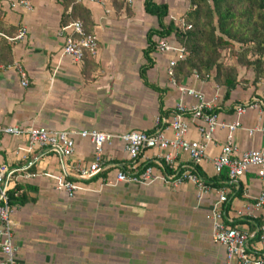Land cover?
<instances>
[{
  "label": "crops",
  "instance_id": "1",
  "mask_svg": "<svg viewBox=\"0 0 264 264\" xmlns=\"http://www.w3.org/2000/svg\"><path fill=\"white\" fill-rule=\"evenodd\" d=\"M29 1L32 10L12 9L7 4L1 7L5 24L13 28L9 37L21 27L27 28L23 40H7L9 47L0 44V67L18 61L30 81L24 87L16 70L0 68V161L15 170L9 186L20 184L19 193L28 199L12 207L18 262L226 264V248L212 240L216 190L199 201L191 182L108 184L117 170L132 166L123 143L116 140L104 146L105 164L95 177L72 178L82 189L69 197L55 188L54 175L62 172L58 154L39 148L29 151L25 132L15 135L2 129L17 127L24 131L43 126L72 132L76 150L68 163L71 167L79 163L89 166L94 161V145L76 132H153L158 128L157 120L164 119L167 135L173 136L169 123L182 98L178 85H184L203 91L209 101L219 94L214 109L221 122L236 118L237 105L261 99L262 109H248L242 117L243 128L234 137L239 152L260 149L264 146V134L259 130L264 129V79L237 85L227 99L225 87L212 79H198L195 74L174 84L168 74L173 52L154 49L151 60L146 58L147 32L158 28V19L145 11L144 0H124L122 5L118 0L119 9L113 0H75L66 9L59 0ZM156 1L169 5V18L175 22L187 4L186 0ZM83 9L90 13L92 23L88 27L98 40V53H88L76 62L63 55L62 28L74 20L82 21ZM168 40L180 45L174 36ZM144 66L147 69L142 72ZM183 100L187 105L195 103L190 96ZM186 117L190 122L188 137L200 140L199 121L193 120L191 113ZM248 129L256 130L249 134ZM226 136V129H217L198 167L200 175L211 184L216 176L212 159L221 152ZM161 153L159 149H148L140 165H155ZM189 162L185 154L177 158L179 166ZM213 186L226 190L225 214L230 224L249 234V251L261 253L258 229L264 226V205L253 207L264 190V180L257 169L234 182L227 180ZM249 208L253 210L246 213Z\"/></svg>",
  "mask_w": 264,
  "mask_h": 264
},
{
  "label": "built area",
  "instance_id": "2",
  "mask_svg": "<svg viewBox=\"0 0 264 264\" xmlns=\"http://www.w3.org/2000/svg\"><path fill=\"white\" fill-rule=\"evenodd\" d=\"M82 2L84 0H76ZM7 4L12 9L24 8L32 10L33 5L29 0H0V5ZM64 34L63 55L76 62L83 60L86 54L97 55L98 40L93 34L86 32L83 22L74 20L62 28ZM27 28L21 27L14 37H8L11 42H18L26 37ZM155 50L159 53L175 54L169 61L168 74L174 84H177L174 75V67L178 61L185 59L186 49L182 45H174L168 39L156 38ZM4 70L14 69L21 78V84L27 87L30 83L23 66L15 61L1 66ZM196 75V74H195ZM181 100L176 106V111L169 123L173 130V136L166 133L164 119L157 120V126L153 132L132 130L122 134H110L97 130H81L76 132L80 137L89 139L94 145V161L89 166L77 164L71 167L69 159L75 154L76 143L74 133L64 130H53L43 126H31L24 131L17 127L3 128L5 133L28 136V150L35 148L53 151L58 154L62 163V172L54 175L55 188L65 192L69 197L82 189L72 178L80 180L95 177L104 166L103 149L108 143L116 140L123 143L132 163L131 169L120 168L116 171L113 182L116 185L126 182L131 184L150 185L160 180L174 185L191 182L197 188V199L202 201L210 197L213 190L217 191V199L212 207V240L226 248V264H264V226L259 227V241L263 250L259 254L249 251V234L239 227L230 226V221L225 214V204L228 201L224 188H214L199 173L198 166L206 156L208 145L214 140L218 128L227 130L226 141L221 147V152L213 157L212 164L216 177L227 171L228 180L234 182L244 176L251 169H257L258 176L264 180V146L260 149H250L239 152L234 142L235 132L243 128L242 117L248 109L261 110L263 101L253 99L246 104L235 107L236 118L229 122H221L215 111V105L219 101V94H215L209 101L205 93L190 86L178 85ZM195 99L194 104L187 105L184 97ZM191 113L192 119L199 121L197 131L200 140L188 137L190 122L186 117ZM256 129H248L253 134ZM264 134V129H259ZM148 149H159L162 153L156 160V166L148 163L140 165V159ZM185 154L189 158V165L179 166L177 158ZM15 170L0 161V264H20L17 260L18 248L14 242L12 213L9 205L7 189L9 180ZM264 205V190L261 191L253 209H259ZM253 209L246 210L251 212ZM243 213V212H242Z\"/></svg>",
  "mask_w": 264,
  "mask_h": 264
},
{
  "label": "trees",
  "instance_id": "3",
  "mask_svg": "<svg viewBox=\"0 0 264 264\" xmlns=\"http://www.w3.org/2000/svg\"><path fill=\"white\" fill-rule=\"evenodd\" d=\"M59 1L66 9L75 0ZM117 1L113 0L116 9H119L124 0H119L121 5ZM189 1L191 7L182 16L186 21L182 29L175 20L169 18L167 3L144 0L145 11L158 19V28H151L147 32L149 45L145 50L146 58L151 60L150 52L155 49L157 37L168 39L174 36L186 49L185 59L178 61L174 67L176 82L181 84L193 74L201 80L212 79L218 86L226 88L224 99L230 96L237 85L249 81L255 84L264 79V0ZM1 7L0 5V44L5 43L9 47L7 40L13 35V28L5 24ZM80 14L86 32L92 34L88 27L92 23L89 11L83 9ZM226 49L234 51L240 66L252 68L249 79L241 78L237 67L224 63L222 52ZM146 69L147 66H144L142 72ZM214 177L213 185H221L228 180L227 171ZM21 188L18 183L8 187L11 207L28 200L23 193H19ZM259 224L261 226L260 219ZM229 225L233 226V223Z\"/></svg>",
  "mask_w": 264,
  "mask_h": 264
},
{
  "label": "rangeland",
  "instance_id": "4",
  "mask_svg": "<svg viewBox=\"0 0 264 264\" xmlns=\"http://www.w3.org/2000/svg\"><path fill=\"white\" fill-rule=\"evenodd\" d=\"M186 8H185V11L183 12V15L186 13L187 10L190 9L191 5H190V1L189 0H186ZM182 15V16H183ZM180 18L178 22V24L182 27V29L185 27V19L184 18ZM238 46V45H237ZM233 50H230V49H226V50H223L222 52V55H223V58H224V63L228 66H234V67H237L239 69V74H240V77L242 78H245L248 77L249 74H252L250 71H252V68H246L245 66H240L239 63H238V59H237V56L236 54H233Z\"/></svg>",
  "mask_w": 264,
  "mask_h": 264
}]
</instances>
